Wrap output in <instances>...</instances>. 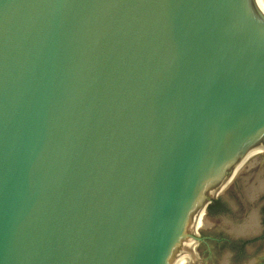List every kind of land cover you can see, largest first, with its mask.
Instances as JSON below:
<instances>
[{
    "label": "water",
    "instance_id": "95a60500",
    "mask_svg": "<svg viewBox=\"0 0 264 264\" xmlns=\"http://www.w3.org/2000/svg\"><path fill=\"white\" fill-rule=\"evenodd\" d=\"M263 154L253 0H0V264H204L258 232L206 207Z\"/></svg>",
    "mask_w": 264,
    "mask_h": 264
},
{
    "label": "flooded vegetation",
    "instance_id": "af4514ba",
    "mask_svg": "<svg viewBox=\"0 0 264 264\" xmlns=\"http://www.w3.org/2000/svg\"><path fill=\"white\" fill-rule=\"evenodd\" d=\"M259 168V174L255 181L263 186V191L259 193L257 199L255 201H251L250 199H243L242 192V184L239 182V179H236L234 182V187L229 189L231 191L227 192L226 194H221L216 199L217 202L223 204L221 212H217L214 214L210 210L211 205L206 207V212L209 218H220L222 216L227 217L228 219L232 218L231 220L235 222V220H240V217L247 211L246 205L248 204L253 205L256 204L259 207V215H258V232L254 233L251 239H243V236H233L230 232L224 231L226 234H218L214 233L215 226L212 225L210 228L200 230L202 242L206 244V248L202 250V260L204 264H211L209 263V259L214 256L215 248H213V241L220 239L225 240V238H229L230 242L234 245H237L240 250H242L246 255H248V263L246 264H264V248L256 249V245L264 244V154L261 158H259L258 162L256 163ZM241 178V177H240ZM214 202V201H213ZM261 203V204H260ZM223 213V214H222ZM226 235V236H225ZM228 236V237H227ZM251 236V235H248ZM251 245V246H249ZM259 250L258 253L255 251ZM227 251L230 252L229 256H234L235 252L232 248H227ZM247 260V259H245Z\"/></svg>",
    "mask_w": 264,
    "mask_h": 264
},
{
    "label": "bare ground",
    "instance_id": "6f19581e",
    "mask_svg": "<svg viewBox=\"0 0 264 264\" xmlns=\"http://www.w3.org/2000/svg\"><path fill=\"white\" fill-rule=\"evenodd\" d=\"M253 1L255 8L262 16H264V0H253Z\"/></svg>",
    "mask_w": 264,
    "mask_h": 264
}]
</instances>
